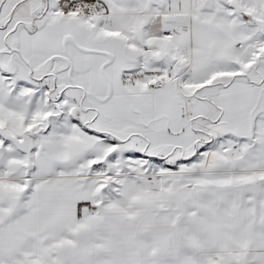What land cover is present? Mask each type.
Instances as JSON below:
<instances>
[{
    "label": "snow or ice",
    "instance_id": "1",
    "mask_svg": "<svg viewBox=\"0 0 264 264\" xmlns=\"http://www.w3.org/2000/svg\"><path fill=\"white\" fill-rule=\"evenodd\" d=\"M0 264H264V0H0Z\"/></svg>",
    "mask_w": 264,
    "mask_h": 264
}]
</instances>
